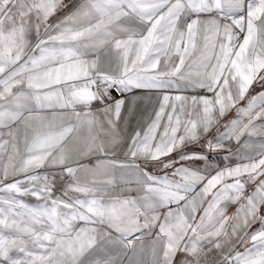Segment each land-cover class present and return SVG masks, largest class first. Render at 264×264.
I'll return each mask as SVG.
<instances>
[{
    "label": "snow or ice",
    "instance_id": "snow-or-ice-1",
    "mask_svg": "<svg viewBox=\"0 0 264 264\" xmlns=\"http://www.w3.org/2000/svg\"><path fill=\"white\" fill-rule=\"evenodd\" d=\"M0 264H264V0H0Z\"/></svg>",
    "mask_w": 264,
    "mask_h": 264
},
{
    "label": "crops",
    "instance_id": "crops-1",
    "mask_svg": "<svg viewBox=\"0 0 264 264\" xmlns=\"http://www.w3.org/2000/svg\"><path fill=\"white\" fill-rule=\"evenodd\" d=\"M254 87H256V86L254 85ZM151 110H152V104H150V103L147 104V108L146 109H143V106H142V110L141 111H138L132 117V124H133V126H135L138 121H141L142 122L143 119H147V117L151 114ZM217 159H218V161L221 164L224 163V161L222 160V156L221 157H218Z\"/></svg>",
    "mask_w": 264,
    "mask_h": 264
},
{
    "label": "rangeland",
    "instance_id": "rangeland-1",
    "mask_svg": "<svg viewBox=\"0 0 264 264\" xmlns=\"http://www.w3.org/2000/svg\"><path fill=\"white\" fill-rule=\"evenodd\" d=\"M25 199H27L29 202L35 203L33 198H25Z\"/></svg>",
    "mask_w": 264,
    "mask_h": 264
}]
</instances>
